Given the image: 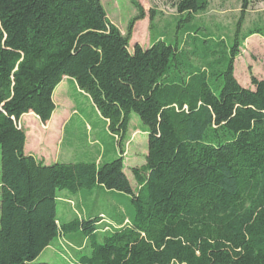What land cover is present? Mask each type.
<instances>
[{
  "label": "trees",
  "instance_id": "1",
  "mask_svg": "<svg viewBox=\"0 0 264 264\" xmlns=\"http://www.w3.org/2000/svg\"><path fill=\"white\" fill-rule=\"evenodd\" d=\"M261 0H241L234 37L198 34L210 0H171L172 39L155 28L151 46L131 52L138 14L124 35L102 0H0V264H35L56 238L82 232L90 254L77 264H264V80L236 78L246 15ZM187 36L195 55L182 48ZM188 45V44H187ZM65 78L87 94L122 153L133 116L147 128L146 164L125 158L46 164L26 153V115L46 125ZM102 187L127 194L135 214L98 234L103 219L61 221L62 192ZM48 264V263H42Z\"/></svg>",
  "mask_w": 264,
  "mask_h": 264
},
{
  "label": "rangeland",
  "instance_id": "2",
  "mask_svg": "<svg viewBox=\"0 0 264 264\" xmlns=\"http://www.w3.org/2000/svg\"><path fill=\"white\" fill-rule=\"evenodd\" d=\"M109 19L119 30L126 35L130 21L138 12L131 0H102ZM147 13V18L135 26L131 42V52L137 44L143 48L151 46L150 13L156 15L155 28L159 32L169 27L166 37L172 39L174 34V19L177 11L172 6L171 0H140ZM241 0H210L209 8L199 14L194 25L200 30L198 34L211 38L224 39L228 44L234 37L236 25L241 16ZM256 25L264 26V0L252 5L249 9L244 32ZM182 48L188 49L191 61L195 65L205 64L201 55H195V45L187 36L181 39ZM188 44V45H187ZM236 78L245 88H251V76L254 75L264 80V37L253 36L247 39L236 61ZM61 86V85H60ZM59 86V87H60ZM65 86H70L69 82ZM57 88L54 93L57 105V116L67 111L68 121L63 130H58V120L48 126L43 125L35 115L24 116L22 125L27 133L26 152L34 153L41 160L47 162L58 160L54 163H100L110 162L118 158L119 151L116 139L108 130L106 121L101 117L96 107L89 99L79 92L70 91L68 101H63L62 88ZM36 121L38 125H36ZM56 134L49 138L51 132ZM42 133V141L39 134ZM56 139V140H54ZM36 147V148H35ZM120 154L125 158L126 174L132 187L137 191L138 185L133 175V169L146 164L148 154L147 128L137 116H133L128 140ZM51 163V164H54ZM0 180H1V152H0ZM72 198L68 204L58 202V215L60 220L68 222L74 219L102 218L98 237L100 241L104 233L118 227V221L126 218L129 222L135 214L131 197L127 194L110 192L102 187L93 191H84L80 194H70ZM1 205V204H0ZM66 215V216H64ZM62 216H64L62 218ZM62 218V219H61ZM89 240L82 232H73L66 237L56 238L50 247L38 257L35 264H77V256L81 252L90 254Z\"/></svg>",
  "mask_w": 264,
  "mask_h": 264
},
{
  "label": "crops",
  "instance_id": "3",
  "mask_svg": "<svg viewBox=\"0 0 264 264\" xmlns=\"http://www.w3.org/2000/svg\"><path fill=\"white\" fill-rule=\"evenodd\" d=\"M66 82H69L70 83V86H68V87H66L65 86V83ZM59 88H62L63 89V96H64V98H63V101H68V99H69V96H70V91L71 92H73V93H76V92H79V93H81L82 95H84V96H86L88 99H89V101L90 102H92L91 101V99H90V97L87 95V94H85L84 92H82L79 88H78V86L76 85V83H75V81L74 80H72V79H69V78H65L64 79V81L62 82V84H61V86L59 87ZM54 102H55V99H54ZM56 104V103H55ZM56 107H57V105H56ZM69 114V113H68ZM68 114H67V111H64L61 115H59L58 116V118H56V116H57V109H56V111H55V113H54V115H53V117H52V120L47 124L48 126H51L55 121H56V119L58 120V130H63V128L65 127V125H66V123H67V117H68ZM26 116H28V115H26ZM40 120V119H39ZM41 122V121H40ZM42 123V122H41ZM43 124V123H42ZM36 125H38V122L36 121ZM44 125V124H43ZM56 136V134L52 131L51 132V134H49V138L50 139H52V137H55ZM42 133L41 134H39V141H42ZM54 140H56V139H54ZM36 148V147H35ZM27 154H30V155H33V156H35L37 159H39V160H41L40 159V157L39 156H36V154H34V153H28V152H26ZM58 160V157H57V159L55 160V161H52V162H47V161H45V160H42V161H44L46 164H51V163H54V162H56ZM70 198H72V196H70L69 194H67L66 192H62L61 194H60V198H59V202H62V203H64V204H68L67 203V200L68 199H70ZM64 216H66V215H64ZM64 216H62V218L64 217ZM61 218V219H62ZM63 220V219H62ZM61 220V221H62ZM63 237H66V235L65 236H63Z\"/></svg>",
  "mask_w": 264,
  "mask_h": 264
},
{
  "label": "built area",
  "instance_id": "4",
  "mask_svg": "<svg viewBox=\"0 0 264 264\" xmlns=\"http://www.w3.org/2000/svg\"><path fill=\"white\" fill-rule=\"evenodd\" d=\"M23 125H22V123L20 124V127H22Z\"/></svg>",
  "mask_w": 264,
  "mask_h": 264
}]
</instances>
